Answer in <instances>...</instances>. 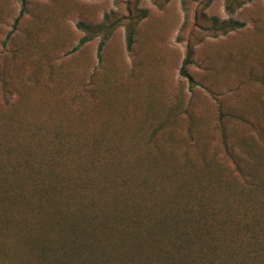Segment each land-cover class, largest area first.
Segmentation results:
<instances>
[{
	"label": "rangeland",
	"instance_id": "rangeland-1",
	"mask_svg": "<svg viewBox=\"0 0 264 264\" xmlns=\"http://www.w3.org/2000/svg\"><path fill=\"white\" fill-rule=\"evenodd\" d=\"M240 1L27 0L25 13L4 44L21 0H0V136L15 143L12 149L22 145L18 164L25 172L17 173L16 182L28 187L38 162L45 183L51 171L69 177L59 185L63 195L84 178L93 156L108 161L94 172L87 170L89 176H102L104 187L124 195L129 191L143 198V180L159 195L165 190L182 194L190 184L203 182L212 187L204 195L224 207L226 202L232 214L257 209L261 229L256 245L263 251L264 0L245 2L233 13L226 10L227 2ZM141 15L128 51L125 23ZM105 16L114 27L100 59L99 37L73 51L83 36L77 23L100 24ZM213 19L244 25L213 37L206 30ZM188 45L193 88L179 75ZM218 105L229 147L250 161L245 144L252 146L249 155L258 158L254 171L260 189H242L244 181L221 144ZM56 130L70 146L69 161L51 168L46 150L59 143ZM23 151L37 154L28 158ZM118 161L120 166L114 168L111 162ZM100 186L95 192L103 191ZM31 198L16 199L14 208L3 209L9 219L5 225L0 220L5 228L0 230L5 252L0 264H33L22 256L27 246L13 230L17 221L34 232L48 211L49 205ZM237 237H243L246 245L238 242L249 249L244 234L238 232Z\"/></svg>",
	"mask_w": 264,
	"mask_h": 264
},
{
	"label": "trees",
	"instance_id": "trees-1",
	"mask_svg": "<svg viewBox=\"0 0 264 264\" xmlns=\"http://www.w3.org/2000/svg\"><path fill=\"white\" fill-rule=\"evenodd\" d=\"M248 1L251 0L227 2L226 10L233 13L236 8ZM26 5L27 0H21L18 15L5 35L4 44L15 31L25 13ZM142 16H136L135 21L129 17L125 23V47L128 51L132 49L135 26ZM113 25L114 21H108L106 16L100 24L79 21L77 28L83 32V36L72 48L73 51L91 39L99 37L96 57L100 59L101 50L113 30ZM243 25L242 22L232 19L222 22L213 19L212 26L206 30L210 36L217 37L240 29ZM192 55V47L186 46L179 69V75L186 79L189 88L195 85L188 73ZM217 108L221 144L225 154L231 159L235 172L244 181L242 189L247 192L260 189L258 171H254L256 164L254 160L258 158L249 155L252 146L245 144V153L248 154L246 158L250 161L234 153L229 147L228 134L222 128L223 123L225 126L224 112L219 105ZM234 117L242 121L240 117ZM56 132L59 143L46 150L45 162L47 167L51 168L54 166L58 168L60 164L65 167L69 161L70 146L61 141L65 137L62 131ZM12 144L15 143L3 141L0 136L1 223L9 219L3 209L14 208L16 199L35 197L39 203L49 205L48 211L43 213L34 232L26 231V227L23 228L17 221L13 226V230L19 234L18 240L21 239L23 245L27 246V250H23L25 255L22 256L28 257L33 264H253L255 261L264 264V250L261 251L259 244L256 245L258 230L261 229V223L256 216L257 209L232 214L225 208V201L224 207L223 204L219 205L212 201L210 196L204 195L212 189L206 183L190 184L182 194L178 190H165L167 193L159 195L154 194V186L143 180L141 185L146 188L143 198L140 193L133 192L134 194L130 195L129 191L124 195L111 186L109 189L104 187L101 184L102 176L100 178L89 176L87 170L94 172L108 161L93 156L90 168L85 169L84 178L62 195L59 185L65 180H70L69 177L51 171L52 176L49 177V182L45 183L41 174L42 165L38 162L34 167L36 174L28 187L16 182L17 173L25 171H21L22 168L18 164L22 159L19 156L22 145L12 149ZM96 149L98 150L97 146ZM23 154L26 152L23 151ZM36 154L37 152H32L25 156L31 158ZM111 165L116 168L120 163L111 162ZM114 176L111 178L116 184L118 177ZM115 184L111 183L112 186ZM96 185H101L103 191L109 190L108 193L101 190L95 192ZM119 196L122 197V201L120 198L118 200ZM3 225L0 226V230L4 231ZM238 232H242L246 237L249 249L240 245V243L246 245V242L243 237H237ZM0 255H5L1 247Z\"/></svg>",
	"mask_w": 264,
	"mask_h": 264
}]
</instances>
